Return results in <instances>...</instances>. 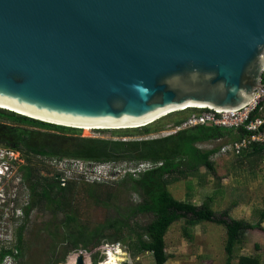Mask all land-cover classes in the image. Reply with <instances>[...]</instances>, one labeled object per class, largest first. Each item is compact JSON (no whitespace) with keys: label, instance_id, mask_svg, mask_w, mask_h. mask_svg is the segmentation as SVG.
Masks as SVG:
<instances>
[{"label":"water","instance_id":"water-1","mask_svg":"<svg viewBox=\"0 0 264 264\" xmlns=\"http://www.w3.org/2000/svg\"><path fill=\"white\" fill-rule=\"evenodd\" d=\"M263 73L264 0H0V107L37 119L0 110L30 120L131 126L115 131L237 110Z\"/></svg>","mask_w":264,"mask_h":264},{"label":"rangeland","instance_id":"rangeland-1","mask_svg":"<svg viewBox=\"0 0 264 264\" xmlns=\"http://www.w3.org/2000/svg\"><path fill=\"white\" fill-rule=\"evenodd\" d=\"M262 108L264 116V98ZM194 112L196 111H184L178 117L189 116ZM175 115L172 114L160 119V125H163L167 132L173 131V127L169 126L175 119ZM0 125L13 129H23L24 132L31 134L39 131V133L45 135H55L59 139V143L63 142L64 139L67 142L68 140L65 137H69V135H62L51 130L21 124L5 117L0 118ZM118 134L94 132L93 130L84 133V131L80 130L75 135L81 138L121 141L161 138V133L135 138H126L127 136ZM235 137L236 133L228 131L220 140L198 143L197 147L202 151L215 150V154L209 159L213 165L214 172L212 173L204 167H198L182 175L175 174L174 177L177 181L167 182V190L177 201L192 203L195 206H201L206 203L216 214L229 210L230 218L255 224L260 220L261 214L264 213V155H243L238 157L216 155L221 146L229 144ZM20 154L23 157L25 156L22 152ZM54 159L56 161L50 163H41L39 160L35 175L38 177L37 179L43 175H59L58 180H60L62 185L65 182H72L75 185L74 192L71 194L73 198L72 205L77 209L80 223L87 225L89 229L92 230L95 224L104 223L107 219L118 218L119 214L121 217L128 215L131 206L138 203V196L135 193L129 191L128 188L118 187L119 181L125 175L123 172L126 169L125 165L135 161H114L119 173L112 176L111 180L103 184V186L95 184L96 187L92 188L93 193L96 190L95 188H98L97 190L101 192L109 189L114 192V197L108 201L109 203L103 204L101 201L96 202L86 194V189L90 187V184L79 176L80 171L78 169L72 166L67 168L63 165L59 166V163L56 162L61 159ZM77 164L80 170H83L82 166L84 167V164L80 160H77ZM39 183L41 184L42 181L40 180ZM40 208L41 206L35 208V211L31 212L29 219L23 223L25 228L23 241L20 244L21 256L15 259L17 264H55L54 260L61 256L63 246H58L56 250H53L52 245L55 239L47 236L43 230L45 226L59 224L62 219L48 211H41ZM151 220L152 216L149 214L133 215L128 220L130 231L124 229L122 240L114 243L102 240L96 248L93 246L90 249L91 252H86V264H103L105 262V254L102 252L107 250H110L107 257L115 259L113 264H154L150 253L137 254L135 250L136 233L140 232V228ZM21 225L22 223L19 226ZM261 225L264 228V221ZM19 226H14L10 222H7L6 225L3 223V234L5 235L0 237V240L3 241H0V249L3 248L2 244L8 246L9 243L5 242V240L8 241V235L14 237L15 230ZM183 227H185L183 220L176 221L169 226L164 236L165 253L169 256L165 264H226L227 255L224 251L226 230L224 226L210 222H198L188 227L187 234L183 233ZM255 246L258 248H255ZM263 248L264 234L262 232H245L240 243L234 247L233 259L230 264H238L239 257H257L259 264H264ZM78 252L70 253L63 264H74L75 259L69 258L76 257Z\"/></svg>","mask_w":264,"mask_h":264},{"label":"trees","instance_id":"trees-1","mask_svg":"<svg viewBox=\"0 0 264 264\" xmlns=\"http://www.w3.org/2000/svg\"><path fill=\"white\" fill-rule=\"evenodd\" d=\"M261 84L264 86V73L261 75ZM185 111H197V109H187ZM183 112L173 113L176 115L171 123L172 125L178 126L187 119L188 115L178 117ZM255 115L257 114L254 113L252 117ZM1 117L40 129L51 130L62 135H69V137H65L68 138L71 144L69 155L76 159L96 162L125 160L135 162L148 161L152 164L160 163V166L145 171L137 177L125 174L119 181L118 187L128 188L129 191L135 193L138 196V203L131 206L128 215L121 217L119 214L118 218L107 219L104 223H97L92 227V230L87 225L80 223L77 209L72 205L73 198L71 194L75 188L72 182L61 186L59 180H54L48 187L46 186L42 189L41 185L33 187L32 202L27 212H25V216L33 208H39L41 206V211H48L52 215L59 216L62 219L59 224L49 225L51 227L45 226L43 230L47 236L55 239L52 245L53 250H56L58 246H63L61 256L54 260L55 264L65 263V258L70 253L81 250L87 253L91 252L90 249L93 246L96 248L102 240L104 242H119L123 238L124 229L130 231L128 220L137 214H149L152 216V220L142 226L140 232L136 233L137 242L135 244V250L137 254L144 252L150 253L154 264H165L169 259V256L165 253L164 236L169 226L179 220L184 221L185 227L182 228L184 234H187L188 227L198 222H210L224 226L226 230L224 247L225 254L227 255L226 264H230V261L233 259L234 247L240 243L245 232L260 231L264 234V228L261 225L264 221V213L261 214L260 220L257 223L250 224L244 220L230 218L229 210H224L216 214L206 203L201 206H195L192 203L177 201L167 190V182L177 181L174 177L175 174L182 175L198 167H204L213 173L214 168L209 159L215 154V150L202 151L197 147V144L220 140L228 131L210 126H196L178 131L164 138L128 141L103 140L73 138L80 130L45 124L17 116L4 110H0ZM160 123V120H158L156 123H153L155 125L157 124L156 126L150 124L137 129L100 130L94 132L119 133L118 135L127 136L126 138L147 137L165 128ZM15 131L25 136L29 134V132H24L23 129H15ZM82 131L87 133L92 130ZM31 135L33 136L34 133ZM245 135L248 134L244 130H238L233 141L240 140ZM243 155H264V145H254L249 150L244 151L240 156ZM34 172V170L28 172L27 176H32ZM93 187L96 186L88 187L86 194L96 202L101 201L103 204H106L114 197V192L110 189L101 192L97 190L98 188H95L96 190L93 193ZM24 228L25 226L22 224L17 228L15 233L16 242L14 249L17 253L15 259L21 256L20 244L23 241ZM110 231L112 232L110 233ZM255 248L258 247L255 246ZM108 254L109 251L105 254V262L103 264H113L115 262L114 258L107 257ZM6 256H12V251L1 249L0 262ZM69 259H75V257ZM238 264H259V260L257 257H239Z\"/></svg>","mask_w":264,"mask_h":264},{"label":"flooded vegetation","instance_id":"flooded-vegetation-1","mask_svg":"<svg viewBox=\"0 0 264 264\" xmlns=\"http://www.w3.org/2000/svg\"><path fill=\"white\" fill-rule=\"evenodd\" d=\"M35 132L33 136L30 133L25 136L16 133L13 128L0 125V230L2 229L3 223L6 225L7 222H10L16 226H19L20 223H25L29 219L31 212L35 211V208H33L25 216V212H27L32 202L33 187L41 185L42 189L43 187L51 185L54 180H58L59 175H43L37 179L38 177L35 175L37 172H34L30 177L27 176L28 172L35 171L38 168L39 160L41 163H50L56 161L54 158L61 159L60 161L57 160L58 162L56 163L66 161L67 166H71L70 163L73 160H80L84 165L88 164L87 168L89 169H91L93 164L101 163L70 157L69 150L71 144L68 138H66L68 140L67 142L64 139L63 142L59 143V139L55 135H45L39 133V131ZM77 137L81 138L77 135L73 138ZM20 152L25 156L23 157ZM79 176L87 182L82 173ZM40 180L42 181L41 184L39 183ZM110 180L111 175L110 178H101L97 181L87 183L90 186H95V184L103 185ZM24 199L26 200V205L21 206ZM18 211L21 212V217L17 216L16 213Z\"/></svg>","mask_w":264,"mask_h":264},{"label":"built area","instance_id":"built-area-1","mask_svg":"<svg viewBox=\"0 0 264 264\" xmlns=\"http://www.w3.org/2000/svg\"><path fill=\"white\" fill-rule=\"evenodd\" d=\"M264 93L257 91L254 99L244 106L243 108L237 110H213V109H197L196 112L191 113L187 119L178 126H174L171 124L169 127H173V131L167 132L166 128L162 131L158 132L161 133V138L170 136L172 134L177 133L178 131L196 127V126H210L221 128L225 131L230 132H237L238 130H244L246 134L240 140H235L230 142L227 145H223L219 148L216 155L226 156L231 155L238 157L244 151L249 150L252 146L264 145V116H263V108L261 103L263 102ZM256 113L257 115H252ZM157 134V133H156ZM154 136V135H153ZM157 136V135H155ZM157 139V138H155ZM54 164V163H53ZM72 167H75L85 176L87 182H94L101 178H111L116 173H119L118 168L114 161L108 162H101L93 164L91 169L87 168L88 164H85L84 167L82 166L83 170H80L77 161H72ZM137 164V165H136ZM63 165L65 168L67 166V162H59V166ZM160 166V163L152 164L148 161L145 162H132L130 164H126V169L123 171L124 174H130L132 177H137L139 174L151 170L154 167ZM81 167V166H80ZM26 205V200L24 199L21 206ZM18 217H21V212L18 211ZM15 226V225H14ZM4 228L1 229L0 237H3ZM3 234V235H2ZM3 242L2 240H0ZM5 242L9 243L8 246L6 244H2L3 248L12 251V256H6L2 259L0 264H17L15 261L16 250L14 249L15 246V236L10 237L8 235V241ZM0 249V250H1ZM110 250H107V252Z\"/></svg>","mask_w":264,"mask_h":264},{"label":"bare ground","instance_id":"bare-ground-1","mask_svg":"<svg viewBox=\"0 0 264 264\" xmlns=\"http://www.w3.org/2000/svg\"><path fill=\"white\" fill-rule=\"evenodd\" d=\"M190 107L201 108V107H204V106H202V105H187V107H184V108H190ZM0 108H3V107H0ZM184 108H182V109H184ZM3 109H7V108H3ZM7 110H9V111H13V110H11V109H7ZM171 111H173V110L165 111V112H163L162 114L158 115L157 117H155V118H153V119H151V120H149V121H147V122H145V123L152 122V121H154V120H156V119H158V118L164 116L165 114H167V113H169V112H171ZM13 112H15V113H19V112H16V111H13ZM19 114L24 115V116H28V115H25V114H22V113H19ZM28 117H31V116H28ZM31 118H34V117H31ZM34 119H37V118H34ZM38 120H39V119H38ZM40 120H41V119H40ZM44 121H46V120H44ZM47 122H49V123H54V124H60V125H61V123H56V122H51V121H47ZM143 124H144V123H143ZM63 125L66 126V124H63ZM68 126H71V125H68ZM139 126H142V125H139ZM71 127H77V126H71ZM129 127H131V126H129ZM129 127H116V128L77 127V128H79V129H81V130H94V129H108V130H113V129H119V128H123V129H124V128H129ZM132 127H133V126H132ZM134 127H137V126H134Z\"/></svg>","mask_w":264,"mask_h":264},{"label":"crops","instance_id":"crops-1","mask_svg":"<svg viewBox=\"0 0 264 264\" xmlns=\"http://www.w3.org/2000/svg\"><path fill=\"white\" fill-rule=\"evenodd\" d=\"M233 133H235V132H233Z\"/></svg>","mask_w":264,"mask_h":264},{"label":"clouds","instance_id":"clouds-1","mask_svg":"<svg viewBox=\"0 0 264 264\" xmlns=\"http://www.w3.org/2000/svg\"><path fill=\"white\" fill-rule=\"evenodd\" d=\"M107 252V251H106Z\"/></svg>","mask_w":264,"mask_h":264}]
</instances>
